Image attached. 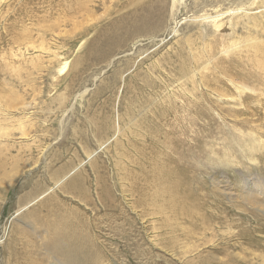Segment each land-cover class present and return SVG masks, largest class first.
Here are the masks:
<instances>
[{"label":"rangeland","instance_id":"1","mask_svg":"<svg viewBox=\"0 0 264 264\" xmlns=\"http://www.w3.org/2000/svg\"><path fill=\"white\" fill-rule=\"evenodd\" d=\"M1 127L0 264H264V0H0Z\"/></svg>","mask_w":264,"mask_h":264},{"label":"bare ground","instance_id":"2","mask_svg":"<svg viewBox=\"0 0 264 264\" xmlns=\"http://www.w3.org/2000/svg\"><path fill=\"white\" fill-rule=\"evenodd\" d=\"M135 13L137 15H141L142 16V17L141 16H139V17H141L140 20L142 22V26H145V24L149 21V16L146 13H144V12H142L140 10L135 11ZM226 14L227 13L223 12L222 9H220V8L210 7V8L201 9V10H199L197 12L192 13L190 15V17L188 19H186V22H193V23L197 22V23L203 24L205 26H208V27H210L212 29H215V28H218V27L222 26V24L224 23V22H222V20H223V18L225 17ZM229 50H233V48H230ZM229 50H225L224 52L228 53ZM56 59H58V58H56ZM67 64H68L67 60L64 61V62L59 61L58 65H57L58 73L63 72L66 69ZM245 88H247V87L239 86L240 94H239L238 98L235 99L239 104H241L240 103L242 101V95L241 94H243L245 92V90H246ZM4 130H5V128L1 127L0 128V133L7 134L6 130L5 131ZM1 136H3V135H1ZM81 166H83V165H81ZM79 177H80L79 173L75 174V175H73V178H72L71 181L77 180V179H79ZM0 180H1V178H0ZM65 185H63V188L65 187ZM56 186L58 187V185H56ZM56 186H55V188H56ZM77 186H78V184L70 185L69 187L64 189L63 192L68 193L67 195H70V193H71L70 191L72 189H74L75 187H77ZM87 199H88V197H87ZM86 205H88V204H86ZM64 226H65V224H63L62 227L57 225L55 227V229H53L54 231L52 233V238L49 241V244L53 245V249H50V250H52L51 252L57 258L58 257L60 258L59 259L60 262L63 261V263L66 264L65 263V255H69L72 258L75 257L76 264H97L100 261L104 260L103 258L105 257V255L107 253H108L109 256H113V254L109 253L108 251L105 252L104 250L101 249V243L97 239L93 240V238H91L87 234H82V233L78 234L76 232V230H70L68 227H64ZM70 228H73V227H70ZM110 229H112V227ZM114 232H115V234H118L117 228L114 229ZM80 235H82V238H83L84 242H86L92 248V256L89 254V252H87L88 249H87L86 245L83 243V241L80 243V245H78V237ZM85 236H87L89 238L85 239Z\"/></svg>","mask_w":264,"mask_h":264}]
</instances>
